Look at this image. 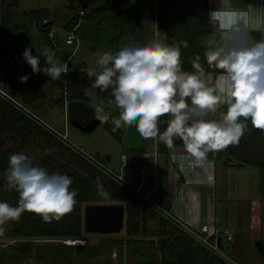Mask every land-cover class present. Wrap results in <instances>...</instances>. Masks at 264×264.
I'll return each instance as SVG.
<instances>
[{
  "label": "rangeland",
  "instance_id": "1",
  "mask_svg": "<svg viewBox=\"0 0 264 264\" xmlns=\"http://www.w3.org/2000/svg\"><path fill=\"white\" fill-rule=\"evenodd\" d=\"M159 0H0V69L5 66L8 49L23 53L26 47L32 48V54L39 56L45 47V37L39 27L44 23L54 34L53 42L57 48L53 51L59 64H65L70 57L74 69L83 65L87 69H95L100 55L108 51L115 54L125 45H143L153 39L163 41V32L158 24ZM209 1L207 0L208 19ZM258 0H254V4ZM179 7L193 8L195 17L201 14L204 0H178ZM198 6V9L196 8ZM36 10H47L46 19L39 21L30 15ZM84 11V15H81ZM78 21L75 28L74 45L65 43L67 26L72 20ZM39 26V27H38ZM257 31V30H254ZM263 32H257V41L264 40ZM11 39H15L14 43ZM1 86V85H0ZM2 87V86H1ZM49 89V100L41 104L35 111L55 128L67 132V137L75 145L80 146L97 157L101 162L117 173L143 193H147L154 183L151 176L147 180L140 177V163L145 162L152 170V158H138L139 148L153 151L155 144L161 147L158 140L145 139L136 130L135 125L122 127V139L119 140L100 122L90 133L81 131L73 125V121L87 124L94 119V105L101 104L111 117L119 116V109L114 100L86 90L88 99H67L65 106L61 101L59 89ZM7 90V89H6ZM15 96H18L15 94ZM60 100L59 103H53ZM227 107H221L216 119L225 113ZM67 119V127L65 125ZM251 132L264 133L254 128L249 120ZM160 127V123H159ZM157 141V142H156ZM57 141L48 142L36 137L27 148H19L17 138L5 134L0 141V155L24 153L29 156L34 166L44 168L49 174L60 172L66 174L78 168L72 160H63ZM159 149V148H158ZM126 154L129 166L120 169V158ZM111 156L107 160L106 156ZM223 157H221L222 159ZM59 160L55 163L54 160ZM237 162V161H236ZM238 163V162H237ZM69 164V171L66 170ZM219 160L214 204V217L220 228L235 229V240L224 245V253L238 264H264V196L258 190L259 170L252 166L225 168ZM236 164V163H235ZM215 168L217 167L215 163ZM72 181L73 178L68 176ZM163 183L166 177H161ZM0 184L6 185V179L0 177ZM168 187L164 184V189ZM244 193V194H243ZM261 201V217L250 222V202L238 201L239 196L250 197ZM169 197V196H168ZM153 200L165 209H171L168 198L165 202L152 196ZM183 193L178 194V216L182 218L184 204ZM98 204V203H92ZM87 204H85L86 206ZM85 208V207H84ZM152 216L148 223V235L138 237L136 243H127L130 238L125 228L119 233L83 234L75 239L64 237H4L0 238V264H152L161 260L162 253L158 249L159 237L153 232L158 226L159 213L151 208ZM252 218V217H251ZM152 240L154 243H152Z\"/></svg>",
  "mask_w": 264,
  "mask_h": 264
},
{
  "label": "clouds",
  "instance_id": "2",
  "mask_svg": "<svg viewBox=\"0 0 264 264\" xmlns=\"http://www.w3.org/2000/svg\"><path fill=\"white\" fill-rule=\"evenodd\" d=\"M209 20L216 22L221 35L218 55L212 57L220 70L214 82L210 83L199 57L192 61L194 72L183 70L180 45H168L159 39L125 45L115 54L104 52L96 68L87 71L88 78L95 77L94 87L102 91L112 88L119 109V116L110 119L104 106L96 104L95 118L111 122L113 132L135 125L143 138L158 140L169 149L179 138L187 153L181 160L194 165H205L209 152L237 145L246 131V121L264 131V40L250 39V31L257 30L258 25L245 10L215 9L209 12ZM183 46L187 47V42ZM41 56L48 65L43 69ZM23 57L33 73L43 71L53 80L69 72L68 64H59L48 47L39 56L26 47ZM19 79L27 82L28 77ZM223 105L227 110L219 119H207ZM163 116L170 119L161 132ZM5 175L7 189H15L19 200L18 206L0 202V236L5 234V225L18 222L25 211L51 222L73 210L77 193L70 190L72 180L66 174H49L34 166L26 154L15 153L9 156Z\"/></svg>",
  "mask_w": 264,
  "mask_h": 264
},
{
  "label": "trees",
  "instance_id": "3",
  "mask_svg": "<svg viewBox=\"0 0 264 264\" xmlns=\"http://www.w3.org/2000/svg\"><path fill=\"white\" fill-rule=\"evenodd\" d=\"M158 24L163 32V42L168 45H180L181 61L183 70L194 72L192 61L199 57L198 62L206 72L211 71L208 63L207 49L202 39L211 35L214 31L213 25L206 17L196 18L193 8L179 7L178 0H159ZM30 15L44 21L47 10H36ZM45 24V23H44ZM78 21L72 20L67 26L75 29ZM39 27V26H38ZM72 29V30H73ZM45 37V47L54 51L57 46L50 38L48 26L39 27ZM252 38V37H251ZM14 43L15 39H11ZM187 42V47L183 46ZM19 53V59L12 65L8 64V58ZM40 66L47 67L44 57H40ZM69 72L61 74L59 79L53 80L43 71L33 73L31 66L26 62L23 53L8 49L6 63L0 69V85L8 93L25 103L28 107L38 109L41 104L49 100V89H59L62 95L61 101L65 106L67 99H88L86 90L92 89L97 93L114 100L112 88L102 91L93 86L95 77L88 78L85 65L80 69H74L72 64L68 65ZM27 76V82H21L20 77ZM17 94L18 96H15ZM55 100L53 103H59ZM190 103V100H189ZM36 112V111H35ZM216 114L208 117H215ZM169 116L160 119V130L163 132L167 127ZM247 128L237 145L229 146L219 152H209L207 158H221L227 156L233 158L242 165L252 166L259 170L258 190L264 196V133L251 132L249 121H246ZM107 130L119 140L122 139L120 129L113 132L111 122L106 123ZM5 134H12L17 138L19 148H27L36 137L46 139L48 142L57 141L60 148V156L63 160H72L78 168L68 172L73 178L70 190L77 195L73 210L65 214L59 221L52 220L45 222L41 216L25 211L18 222L12 221L5 225L4 237H64L75 239L84 232V207L89 203H123L126 206L125 231L130 237L127 243H136L139 238L148 235V222L151 219L152 210L144 202L137 199L131 192L107 179L105 175L91 166L84 158L75 153L72 149L54 138L47 130L34 123L18 111L11 103L0 96V141ZM159 150L169 154L170 149L162 142H159ZM145 148L136 151L142 152ZM59 163V160H54ZM9 166V157L0 155V177L6 179V172ZM69 164L66 170L69 171ZM107 193V196L101 195ZM155 197L165 202L168 199L167 189L158 188ZM19 193L15 189L8 190L6 185L0 184V202H7L12 206H18ZM159 237L158 249L163 254L161 260L152 264H227L218 256L213 254L204 246L196 243L185 233L171 224L161 215H158V226L153 232ZM152 243L154 241L152 240Z\"/></svg>",
  "mask_w": 264,
  "mask_h": 264
},
{
  "label": "crops",
  "instance_id": "4",
  "mask_svg": "<svg viewBox=\"0 0 264 264\" xmlns=\"http://www.w3.org/2000/svg\"><path fill=\"white\" fill-rule=\"evenodd\" d=\"M207 4V0H204L203 4L200 3L199 6H202L204 9L201 10V14H198V18H204L207 15ZM196 8L198 9V6ZM209 9H220L222 11L245 10L249 12L250 16L255 22H257V20L264 21V0H258V2L255 4L254 0H210ZM262 25L264 27V24ZM262 30H264V28L257 29V31L251 30L250 39L257 41L256 35L260 32H263ZM202 42L206 46L208 63L211 67V71L206 72L205 74L211 83L214 82L215 74L220 73V70L215 67V62L212 60V57H210L211 52H214L216 49H218V45L221 43L220 29L217 25L214 26L213 33L203 38ZM207 119H216V115L213 118L207 117ZM143 151L153 153L154 148L153 151H148L146 149ZM186 156L187 153L184 149L183 142L179 138H176L174 140V147L170 149L169 154L162 153L159 149L156 155L151 154L149 157L153 159L151 171L144 161L140 163V166L144 165V167H146L147 179L148 176H151L154 181L147 192L150 191L155 183L157 184L158 188L164 187V184L167 185L169 193L168 198L172 203V208L177 212V214L179 210L178 194L180 192L183 193L182 204H184V213L182 218H185L190 222H194L200 219H207L209 216H214V204L215 200L217 199L215 185L217 181L219 160L223 161L222 165L225 168L241 167L245 165L237 163L233 158H229L227 156H223L222 159L207 158L208 162L205 165H194L189 160H181V157ZM209 163H213L212 166H209ZM215 163L217 165L216 168L214 167ZM163 176L166 177L164 184H162L163 180H160V178H163ZM238 201H249L251 205L250 216L252 217H250V222L251 219L252 221L255 219L258 221L262 213L261 201L251 198V196H239ZM233 230L235 231V229Z\"/></svg>",
  "mask_w": 264,
  "mask_h": 264
},
{
  "label": "built area",
  "instance_id": "5",
  "mask_svg": "<svg viewBox=\"0 0 264 264\" xmlns=\"http://www.w3.org/2000/svg\"><path fill=\"white\" fill-rule=\"evenodd\" d=\"M81 15H84V11H81ZM208 21L213 25V27L217 25L215 21L209 20V13H208ZM260 22L261 20H257L256 22V24L258 25V29H263L264 27ZM49 36L50 38L53 39L54 34L50 32ZM76 40L77 38L75 35V29L71 31H67V34L65 36V43L69 46L74 45ZM69 41H71V43H69ZM215 55H218V49H216L214 52H211L210 57H213ZM19 56H20L19 53H15L13 56L9 57L8 64L9 65L14 64L16 60L19 59ZM65 63H67L68 65L70 64V57L67 60H65ZM219 74L220 73L215 74V77L218 76ZM0 96H2L9 103H11L24 116L29 118L34 123L43 127L54 138H56L58 141L62 142L64 145H66L67 147L72 149L75 153H77L82 158H84L91 166L101 171L107 179L113 181L116 184H119L120 186H122L123 188L131 192L137 199L146 203L150 208L157 211L159 215L164 217L171 224L175 225L179 230H181L188 237L193 239L196 243L210 250L213 254L218 256L220 259L225 261L227 264H238L232 258L228 257L224 253V249H225L224 245L228 246L232 242H234L235 231L228 227L226 228L218 227L216 216L215 217L209 216L207 219H200L194 222H190L185 218H179L177 212L173 208L165 209L153 200L152 196L156 194L157 189H158L156 183L153 185V187L150 189L149 192L143 193L139 189L132 186L126 180L123 174L115 172L114 170L109 168L107 165H105L103 162H101L97 157L92 155L90 152H88L87 150H85L84 148L80 146L75 145L72 141H70L67 137L66 130L61 131L55 128L54 126H52L50 123L44 120L37 112H35L33 109L28 107L25 103H23L22 101H20L19 99H17L10 93H8L1 86H0ZM223 106H226V105H223ZM65 125L67 127V119H65ZM158 148H159L158 144H155L153 153L143 151L139 153L138 158L139 157L149 158L151 154L156 155L158 153ZM212 164L209 163V166H212ZM128 166H129V158L126 154H122L120 158V169L123 171L127 169ZM140 173H141L140 174L141 179L144 181L147 180V169L146 167H144V165L141 166ZM212 236L214 237L213 240L210 239V237ZM219 237L221 238V245L223 246V248H221L220 245H218L217 243Z\"/></svg>",
  "mask_w": 264,
  "mask_h": 264
},
{
  "label": "water",
  "instance_id": "6",
  "mask_svg": "<svg viewBox=\"0 0 264 264\" xmlns=\"http://www.w3.org/2000/svg\"><path fill=\"white\" fill-rule=\"evenodd\" d=\"M51 22L43 24V27L48 26ZM101 121L94 118L87 124H82L79 121H73V125L81 131L92 132ZM110 160V156H106ZM126 222V206L123 203H89L84 208V230L88 233L113 234L121 232L125 227ZM211 240L214 237H210ZM218 245L221 248V238H218Z\"/></svg>",
  "mask_w": 264,
  "mask_h": 264
}]
</instances>
